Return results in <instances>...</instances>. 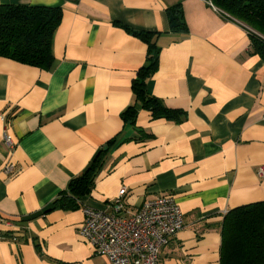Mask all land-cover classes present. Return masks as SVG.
<instances>
[{
  "label": "crops",
  "instance_id": "1",
  "mask_svg": "<svg viewBox=\"0 0 264 264\" xmlns=\"http://www.w3.org/2000/svg\"><path fill=\"white\" fill-rule=\"evenodd\" d=\"M0 4L62 9L50 68L0 57V264H111L79 227L85 207L111 213L122 187L132 212L175 197L183 227L161 248L162 264H219L225 214L264 200V60L247 27L211 0ZM140 31L158 50L147 93L174 118L135 103L148 51ZM129 104L134 123L121 117ZM101 150L90 192L74 208L54 206Z\"/></svg>",
  "mask_w": 264,
  "mask_h": 264
},
{
  "label": "trees",
  "instance_id": "2",
  "mask_svg": "<svg viewBox=\"0 0 264 264\" xmlns=\"http://www.w3.org/2000/svg\"><path fill=\"white\" fill-rule=\"evenodd\" d=\"M229 17L247 27L251 51L264 60V0H211ZM174 9H169L171 22L176 26ZM62 18L60 7L0 4V57L31 67L48 69L53 56L51 40ZM150 32L138 35L148 46L146 62L132 82L136 104L152 112L155 117L174 118L177 113L165 108L161 101L148 94L146 81L157 69L158 50ZM136 108L129 104L122 112L125 122L134 123ZM106 151L101 150L80 175L73 177L66 191L54 201L63 209L78 205L80 196L90 192ZM219 264H264V200L230 209L224 216L221 232Z\"/></svg>",
  "mask_w": 264,
  "mask_h": 264
},
{
  "label": "built area",
  "instance_id": "3",
  "mask_svg": "<svg viewBox=\"0 0 264 264\" xmlns=\"http://www.w3.org/2000/svg\"><path fill=\"white\" fill-rule=\"evenodd\" d=\"M3 140L11 143L6 134ZM4 169L10 171L11 164ZM258 175H264L263 168ZM125 190L119 189L111 213L85 207L79 234L111 264H162L160 250L183 227L182 211L175 197L166 194L132 212L121 200Z\"/></svg>",
  "mask_w": 264,
  "mask_h": 264
},
{
  "label": "rangeland",
  "instance_id": "4",
  "mask_svg": "<svg viewBox=\"0 0 264 264\" xmlns=\"http://www.w3.org/2000/svg\"><path fill=\"white\" fill-rule=\"evenodd\" d=\"M262 38H264V37L262 36Z\"/></svg>",
  "mask_w": 264,
  "mask_h": 264
}]
</instances>
